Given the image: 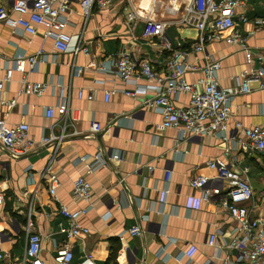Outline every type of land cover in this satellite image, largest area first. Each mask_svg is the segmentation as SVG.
<instances>
[{"label":"crops","instance_id":"obj_1","mask_svg":"<svg viewBox=\"0 0 264 264\" xmlns=\"http://www.w3.org/2000/svg\"><path fill=\"white\" fill-rule=\"evenodd\" d=\"M158 1L148 15H145L147 11L139 12L140 17L167 22V34L174 47L189 50L197 42L198 33L178 23L180 16L175 11L161 13V1ZM177 1V7L170 3L165 8L177 9L190 0ZM137 2L130 1L136 10ZM0 5L8 7L9 1L0 0ZM128 9L127 0H117L105 9L94 8L84 19L73 0L65 32L72 37L82 33L88 56L57 53L51 39L18 29L13 31L0 24V79L18 55L30 56L42 49L44 56L27 80L48 86L40 97L24 95L21 75L16 72L10 82L0 86V119L9 126L26 123L28 137L35 143L19 159H11L0 150L3 195L0 252L9 256L3 264H18L27 244L29 212L34 230L41 237V258L45 264H56L53 261L56 249L64 244L73 254V264H113L107 259L113 248L119 247L114 264H220L221 248L234 222L219 207L224 183L206 167V162L214 158L238 169L246 168V177L254 191L253 203L257 209H264V155L242 150L233 139L241 136L240 129L234 127L236 122L243 127L264 126V90L250 81L248 92L233 97V116L227 126L231 137L226 141L222 133L198 137L164 129L160 113L143 106L144 98L152 96L153 82L138 75L131 83H124L108 67L111 56L125 53L135 62L148 61L158 75L165 72L164 62L169 52L156 39H142L143 19L129 23ZM239 16H244L246 21H240ZM234 21L235 31L247 48L264 53V24H257L264 22V0H246L244 7L235 10ZM228 34L224 32L223 36ZM212 60L221 61L216 77L222 89H232L234 78L249 67L242 49L226 39L207 41L203 52L191 53L186 58L188 63L199 65ZM73 66L80 67L75 75ZM199 78L197 73L185 76L188 82ZM59 87H63L64 93ZM134 88L145 91L136 98L123 95L122 91ZM112 89L117 93L104 101V92ZM62 95L68 104L67 116L55 114L47 118L45 110L58 105ZM11 100H15V105L10 108L5 103ZM173 102L178 107L185 105L187 97L179 95ZM93 121L103 127L98 134L88 131ZM43 138L51 140L40 145ZM114 154L121 158L97 166L98 158L106 160ZM47 168L59 178L55 199L50 197L43 175ZM165 171L171 175L166 185L168 193L161 195ZM196 175L207 177L206 189L218 188L219 194L204 201L202 191L189 184ZM78 176L91 186V208L78 220L89 232L66 241L59 233L60 226L66 223L58 212L59 207L79 210L87 206L83 201L72 200V182ZM190 198L194 200L190 202ZM133 226H138L141 234L126 236L124 245L119 243L117 235ZM215 232L219 236L216 245L210 247L207 239Z\"/></svg>","mask_w":264,"mask_h":264},{"label":"built area","instance_id":"obj_2","mask_svg":"<svg viewBox=\"0 0 264 264\" xmlns=\"http://www.w3.org/2000/svg\"><path fill=\"white\" fill-rule=\"evenodd\" d=\"M8 1V7L0 5V24L6 25L13 31L18 29L28 35L40 34L44 39H51L57 53L72 57L78 54L89 55L88 48L82 41V33L72 37L65 32L73 0ZM74 1L77 2L82 17L87 19L94 8L105 9L117 0ZM130 1L127 0L129 8L126 13L127 21L136 24L139 19H143L142 39H156L169 52V57L164 62L165 72L158 75L148 61L135 62L129 54L125 53L111 56L108 60V67L113 68L124 83H131L138 75L153 82L152 96L144 98L143 106L160 113L161 125L164 129H175L181 131L183 135L198 137L222 133V139L228 140L231 137V131L227 126L233 116V97L248 92L250 81L256 82L259 89L264 90V53L251 52L244 39L235 31V10L244 7L246 0H190L177 9L165 8L163 10L165 14L168 12L174 14L175 11L180 16L178 23L184 27L193 28L198 33L197 42L189 50L184 51L174 47V41L167 34L169 26L167 22L140 17L142 15L130 5ZM155 1L159 3L158 0ZM239 20L245 22L246 18L239 16ZM257 24H264V22H257ZM227 31L229 34L224 37L223 33ZM222 39H226L231 45L239 46L245 53L246 63L249 66L247 70L241 71L234 78L235 86L232 89H222L218 83L216 74L221 67L220 60L207 61L202 65L186 61L189 54L203 52L207 41ZM43 56L42 49L30 56L18 55L0 79V86L2 83L10 82L13 73L16 72L21 75L22 93L27 96L40 97L47 90V84L30 82L27 80V75L35 70ZM101 69L104 70V67L102 66ZM72 70L75 75L80 71V67L73 66ZM196 73L200 75L196 82H188L185 79L187 74ZM59 88L64 93L63 87ZM144 91V89L134 88L132 91H122V93L126 97L136 98ZM115 93H117L115 89L104 92V101L107 102ZM79 95L81 96L82 93ZM179 95H186L187 102L178 107L173 99ZM61 99L58 105L45 110L47 118H52L55 114L61 117L67 116L68 104L63 95ZM5 105L11 108L15 105V100L6 102ZM234 127L241 131V136L233 137V139L235 138L242 150L256 151L264 155L263 125L243 127L236 122ZM28 129L26 123L9 126L0 119V150L11 159L24 157L35 145L28 137ZM102 130V125L95 121L90 123L88 129L90 134H98ZM50 140L43 138L40 140V145H45ZM120 158L119 154L111 155L106 160L98 158L97 166L107 165L110 160ZM84 160L83 158L82 161ZM206 167L214 171L215 178L224 183L219 207L234 222L227 232V242H223L221 248L223 257L220 264H264V209H257L253 203L254 191L246 177V168L238 169L219 158L207 161ZM92 171L93 169H88V172ZM43 175H46L48 193L51 198L55 199L60 185L59 178L49 168ZM170 175V171L164 172L165 188L161 190V195L168 193L166 185ZM208 182L207 177L196 175L189 183L191 188L202 191L204 201H208L213 194H219L218 188L206 189ZM71 196L73 201H83L87 206L79 210H71L65 205L59 207V214L66 219L65 225L60 226L59 233L65 236L66 241L89 232L78 220L91 208L90 183L82 176L76 177L72 182ZM193 200L190 198V202ZM2 203L3 195L0 190V207ZM141 232L138 226H133L119 233L117 240L124 245L126 236H138ZM26 234L27 244L22 256L18 259V264H45L41 258V237L34 230V221L30 212L26 218ZM218 236L219 232L210 234L207 245L214 247ZM234 253L235 255L231 256ZM8 257L6 253L0 252V264H3ZM53 261L56 264H73V254L67 244L56 249Z\"/></svg>","mask_w":264,"mask_h":264},{"label":"rangeland","instance_id":"obj_3","mask_svg":"<svg viewBox=\"0 0 264 264\" xmlns=\"http://www.w3.org/2000/svg\"><path fill=\"white\" fill-rule=\"evenodd\" d=\"M161 1V8L159 9V11L162 13L163 12V9H165V7H168L170 6V3L171 5H173V7H177V3L178 1L177 0H160ZM156 1L155 0H138L137 2V10L139 12H141V14H144L145 11H147V14L145 15H148V13L150 12V10L152 9L153 7V4H155ZM158 19H161L160 17H158Z\"/></svg>","mask_w":264,"mask_h":264},{"label":"trees","instance_id":"obj_4","mask_svg":"<svg viewBox=\"0 0 264 264\" xmlns=\"http://www.w3.org/2000/svg\"><path fill=\"white\" fill-rule=\"evenodd\" d=\"M119 248H113V251L110 253V255L107 259L109 261H112L113 264L115 263L117 252L120 250Z\"/></svg>","mask_w":264,"mask_h":264}]
</instances>
